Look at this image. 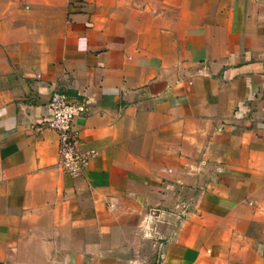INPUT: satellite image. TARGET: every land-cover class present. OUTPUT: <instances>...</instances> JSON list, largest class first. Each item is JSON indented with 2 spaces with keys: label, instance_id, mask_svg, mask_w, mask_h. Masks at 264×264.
Listing matches in <instances>:
<instances>
[{
  "label": "crops",
  "instance_id": "1",
  "mask_svg": "<svg viewBox=\"0 0 264 264\" xmlns=\"http://www.w3.org/2000/svg\"><path fill=\"white\" fill-rule=\"evenodd\" d=\"M0 264H264V0H0Z\"/></svg>",
  "mask_w": 264,
  "mask_h": 264
},
{
  "label": "built area",
  "instance_id": "2",
  "mask_svg": "<svg viewBox=\"0 0 264 264\" xmlns=\"http://www.w3.org/2000/svg\"><path fill=\"white\" fill-rule=\"evenodd\" d=\"M50 108L53 114L49 126L58 134V166L73 178H80L96 157L95 151L83 150L75 130L76 120L90 112L87 100L71 99L63 93L54 94Z\"/></svg>",
  "mask_w": 264,
  "mask_h": 264
}]
</instances>
